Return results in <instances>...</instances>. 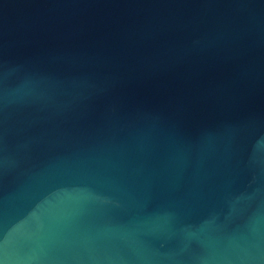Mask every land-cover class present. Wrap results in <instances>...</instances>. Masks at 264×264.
<instances>
[{
  "label": "water",
  "instance_id": "1",
  "mask_svg": "<svg viewBox=\"0 0 264 264\" xmlns=\"http://www.w3.org/2000/svg\"><path fill=\"white\" fill-rule=\"evenodd\" d=\"M0 264H264V0H0Z\"/></svg>",
  "mask_w": 264,
  "mask_h": 264
}]
</instances>
